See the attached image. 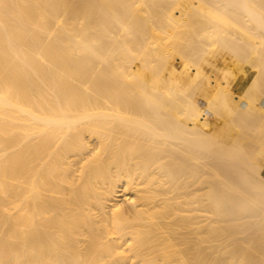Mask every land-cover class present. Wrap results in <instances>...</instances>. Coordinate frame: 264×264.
<instances>
[{
    "label": "bare ground",
    "instance_id": "obj_1",
    "mask_svg": "<svg viewBox=\"0 0 264 264\" xmlns=\"http://www.w3.org/2000/svg\"><path fill=\"white\" fill-rule=\"evenodd\" d=\"M0 264H264V0H0Z\"/></svg>",
    "mask_w": 264,
    "mask_h": 264
}]
</instances>
